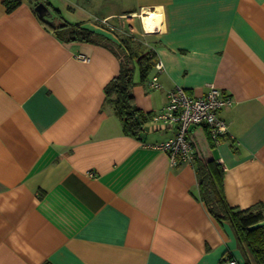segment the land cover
<instances>
[{
    "label": "crops",
    "instance_id": "1",
    "mask_svg": "<svg viewBox=\"0 0 264 264\" xmlns=\"http://www.w3.org/2000/svg\"><path fill=\"white\" fill-rule=\"evenodd\" d=\"M3 1L0 264H244L231 224L199 197L194 162L171 166L154 146L170 132L152 120L140 138L123 132L104 93L120 68L106 46L145 33L162 61L145 81L134 72L144 112L177 85L231 96L219 110L227 133L211 149L194 127L197 148L222 164L231 206L264 203V0H47L94 42L61 39L31 0L10 12ZM150 12L159 20L147 32Z\"/></svg>",
    "mask_w": 264,
    "mask_h": 264
},
{
    "label": "trees",
    "instance_id": "2",
    "mask_svg": "<svg viewBox=\"0 0 264 264\" xmlns=\"http://www.w3.org/2000/svg\"><path fill=\"white\" fill-rule=\"evenodd\" d=\"M35 6L43 2L51 18L39 16L51 29L57 32L58 36L66 41L82 40L94 42L97 33L82 27L78 23H70L63 20L60 13L47 0H31ZM21 0H4L7 12L12 11L20 4ZM57 18L58 23L51 19ZM121 42L110 48L116 55L115 46L121 50L118 55L120 68L119 72L112 77L104 86V93L107 102L114 108L119 117L123 132L140 138L145 131L147 122L152 119L150 112H144L135 105L132 88L136 81L134 72L137 69L139 81H145L156 62L155 51L149 47L146 52L137 44L132 36L122 37ZM116 55V56H117ZM205 127L207 131L209 148L215 146L210 138L206 125H196L191 129V141L194 148V166L197 174L199 197L204 201L208 211L219 221H228L237 239L238 245L244 256V264H264V203L257 202L246 208L231 206L223 191V166L214 157L204 156L197 148L193 135V128ZM223 135V134H222ZM221 137V136H220Z\"/></svg>",
    "mask_w": 264,
    "mask_h": 264
},
{
    "label": "built area",
    "instance_id": "3",
    "mask_svg": "<svg viewBox=\"0 0 264 264\" xmlns=\"http://www.w3.org/2000/svg\"><path fill=\"white\" fill-rule=\"evenodd\" d=\"M76 57L88 60L86 55L79 54ZM154 68L160 72L163 69L162 61L156 59ZM148 84L155 88L161 85L157 74L151 77ZM166 98L165 105L152 115L151 120L155 129L169 131L170 136L154 146L167 151L171 166L193 163L192 127L206 125L210 138L217 144L220 136L228 131V123L219 116V110L229 105L232 97L212 84L205 93L197 96L188 94L183 87L177 85L168 90ZM227 260L228 264H235L230 257Z\"/></svg>",
    "mask_w": 264,
    "mask_h": 264
},
{
    "label": "bare ground",
    "instance_id": "4",
    "mask_svg": "<svg viewBox=\"0 0 264 264\" xmlns=\"http://www.w3.org/2000/svg\"><path fill=\"white\" fill-rule=\"evenodd\" d=\"M159 20V17L154 12H150L148 15L143 16V22L147 32L154 30V24Z\"/></svg>",
    "mask_w": 264,
    "mask_h": 264
},
{
    "label": "water",
    "instance_id": "5",
    "mask_svg": "<svg viewBox=\"0 0 264 264\" xmlns=\"http://www.w3.org/2000/svg\"><path fill=\"white\" fill-rule=\"evenodd\" d=\"M35 10L38 12L40 16L50 15L51 13L48 10V7L43 2H38L35 5ZM148 126L145 127L148 130Z\"/></svg>",
    "mask_w": 264,
    "mask_h": 264
},
{
    "label": "rangeland",
    "instance_id": "6",
    "mask_svg": "<svg viewBox=\"0 0 264 264\" xmlns=\"http://www.w3.org/2000/svg\"><path fill=\"white\" fill-rule=\"evenodd\" d=\"M145 33H144V35H143V37L141 38V41H137V44L140 46V48H142L143 49V51L144 52H146L147 51V49L149 48L146 44H145ZM146 45V46H145ZM115 48V50H116V55L117 54H120V52H121V50L119 49V47H117V46H115L114 47ZM117 58H118V55H117ZM137 70V69H136ZM151 132H152V130H151Z\"/></svg>",
    "mask_w": 264,
    "mask_h": 264
}]
</instances>
